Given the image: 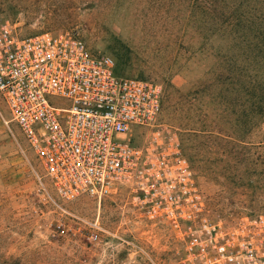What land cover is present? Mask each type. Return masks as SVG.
Returning a JSON list of instances; mask_svg holds the SVG:
<instances>
[{
    "label": "rangeland",
    "instance_id": "374dc122",
    "mask_svg": "<svg viewBox=\"0 0 264 264\" xmlns=\"http://www.w3.org/2000/svg\"><path fill=\"white\" fill-rule=\"evenodd\" d=\"M0 19L21 36L74 34L120 77L158 83L162 111L148 138L179 144L208 215H264V115L253 106L264 92V0H0ZM182 257L171 228L145 220L126 187L60 199L0 95V264Z\"/></svg>",
    "mask_w": 264,
    "mask_h": 264
},
{
    "label": "built area",
    "instance_id": "2783aa9c",
    "mask_svg": "<svg viewBox=\"0 0 264 264\" xmlns=\"http://www.w3.org/2000/svg\"><path fill=\"white\" fill-rule=\"evenodd\" d=\"M0 95L60 199L126 187L145 220L171 228L183 264H264V215L211 218L179 144L148 138L162 111L158 83L120 77L74 34L21 36L0 19Z\"/></svg>",
    "mask_w": 264,
    "mask_h": 264
},
{
    "label": "trees",
    "instance_id": "16d2710c",
    "mask_svg": "<svg viewBox=\"0 0 264 264\" xmlns=\"http://www.w3.org/2000/svg\"><path fill=\"white\" fill-rule=\"evenodd\" d=\"M264 37V31H262V33H260V38L262 39ZM264 53V52H263ZM257 57H254V59H256ZM257 60V59H256ZM116 72V69H115ZM117 75H119L116 72ZM255 109L259 108L260 111H262V114L264 115V92L263 90L260 92V97L258 99L257 105H253ZM253 113H255L256 111H252Z\"/></svg>",
    "mask_w": 264,
    "mask_h": 264
}]
</instances>
